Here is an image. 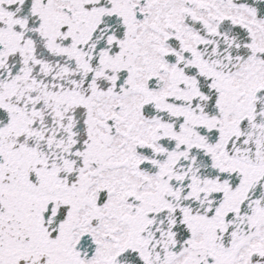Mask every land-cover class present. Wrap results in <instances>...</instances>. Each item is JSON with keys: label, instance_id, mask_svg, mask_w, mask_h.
<instances>
[{"label": "snow or ice", "instance_id": "1", "mask_svg": "<svg viewBox=\"0 0 264 264\" xmlns=\"http://www.w3.org/2000/svg\"><path fill=\"white\" fill-rule=\"evenodd\" d=\"M0 264H264V0H0Z\"/></svg>", "mask_w": 264, "mask_h": 264}]
</instances>
